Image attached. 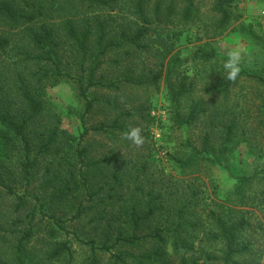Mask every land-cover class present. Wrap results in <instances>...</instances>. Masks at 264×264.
Here are the masks:
<instances>
[{"label":"rangeland","instance_id":"1","mask_svg":"<svg viewBox=\"0 0 264 264\" xmlns=\"http://www.w3.org/2000/svg\"><path fill=\"white\" fill-rule=\"evenodd\" d=\"M158 1L161 0H147L144 9L151 25L143 43L149 44L150 51L138 52L128 44L110 50L101 58L98 73L106 79H119L127 67L135 76L157 73L160 59L156 51L172 47L156 84H120L118 89L92 87L88 98L97 101L88 113L71 82L60 81L46 87L43 114L31 126L32 133H37L31 135L35 144L31 156L39 149L37 142L42 132L57 126L64 134L48 154L38 156L28 186L19 172L22 160L19 141L4 138L5 144L0 145V152L4 149L0 161L3 184H0V211L6 212L4 221L8 224L17 218L22 221L16 227L7 226L6 230L32 228L29 248L33 254L37 251L32 258L39 264L68 261L70 264H180L184 253L190 259L198 258L200 249L222 256L223 244L208 230L205 235L203 229L212 228L213 219L228 220V217L233 221L244 218L257 229L255 233L245 231L242 238L254 237L249 241L250 249L256 253L259 250L260 264L264 263V196L259 194L264 185L255 183L245 188L241 205L235 203L233 196L238 176L264 170V129L259 120L264 88L254 80L244 79L236 87H230L226 98L209 92L217 73L227 75L223 64L231 50L241 52L243 69L264 78V0H233L229 7L231 21L219 34L214 30L218 15L212 10L213 0H190L188 17L184 14L187 1L164 0L157 15L154 7ZM170 2L174 11L167 17ZM88 4L84 3V9L103 20L107 38H118L122 26H130L127 31L131 32L141 25L130 24L140 21L125 0L100 7ZM209 49H214L218 58L204 62L200 50ZM165 75L170 76L175 86L182 80L190 91L179 101L184 113L193 99L201 98L208 115L178 127L173 121ZM232 119L237 125L231 139L226 141V126ZM132 127L141 129L144 143L140 146L125 137ZM206 134L225 166L202 164L182 171L175 159L188 153L189 143L201 150ZM77 145L84 150L82 162H77L73 150ZM46 167H50V172H45ZM69 169L76 172L69 184L71 189L61 199L52 198L66 183ZM56 174L58 177L54 179ZM47 179H53V183L44 188ZM7 186L16 195L24 196L25 205L18 213L13 212L17 200L7 192ZM79 207L87 210L74 218ZM150 210L154 213L140 220L138 228L133 230V217ZM177 223L180 226L175 237L171 230ZM50 228L56 230L55 236L49 235ZM0 231L3 232L1 227ZM132 233L139 237L136 243L116 242L119 235ZM108 234L110 240L106 242ZM155 234L165 241V257L159 256L163 249ZM191 239H196L194 251L173 246L175 242L180 246L181 241ZM56 241L68 244L70 257L65 252L57 259L46 260L45 252ZM104 244L110 249L105 250ZM2 247H9V243L4 242ZM236 259L248 261L249 256ZM198 264L219 262L209 263L199 258Z\"/></svg>","mask_w":264,"mask_h":264},{"label":"trees","instance_id":"2","mask_svg":"<svg viewBox=\"0 0 264 264\" xmlns=\"http://www.w3.org/2000/svg\"><path fill=\"white\" fill-rule=\"evenodd\" d=\"M185 1L188 2V6L184 14L188 17L190 15L189 6L192 5V2L190 3V0ZM85 2H89L88 6L96 4L97 7H100L116 4L118 0H0V145L5 144L2 143L4 138L19 141V150L22 154V160L19 162V172L26 186L30 184L32 170L37 166L38 156L48 154L51 146L64 134V131L59 130L57 126H52L46 132H42L37 142L39 149L33 157L31 156L35 146L31 135L37 134L32 133L31 126L33 121L39 119L43 114L45 106L43 96L46 87L54 86L60 81L71 82L76 86L77 96L84 101L85 112L88 113L94 102L97 101L88 98L87 93L90 88L118 89L120 84L136 86L156 84L162 77L164 60L170 56L173 50L172 47L166 46L168 49L156 51L157 59H160V69L157 73L153 74L149 71L150 73H147V76L145 74L135 76L131 68L127 67L119 76V79H106L104 75H98L101 58L105 57L110 50H117L128 44L138 52L150 51L149 44L143 43V41L149 32L151 21L144 13L147 0H125V2L130 3L135 18L140 21V23L131 22L130 24L141 25L131 32L127 31L130 26H122L118 38H107L103 20L85 10L83 6ZM163 2L164 0H161L155 4V14H160ZM232 2L233 0H213L212 10L218 15L214 30L218 34L231 21L229 7ZM173 11L174 5L170 2L166 8L167 17ZM250 34L255 37L253 33ZM163 47L165 48V46ZM200 51L202 52L201 59L204 62L218 58V53L214 49ZM244 79L254 80L260 87L264 88V78L262 76L249 73L242 68L235 81L227 79V75L217 73L215 82L209 91L210 95L218 93L226 98L230 87H236ZM165 83L173 107V121L178 127L182 128L193 124L201 116L206 117L208 115L207 109L204 108L205 101L201 98L199 101L193 99L188 111L184 113L183 108L179 107V101L180 98L190 92L185 83L181 80V83L175 86L169 75H165ZM259 120L264 129V106ZM236 125L235 119L227 124L226 141L231 139ZM209 137L206 134L203 138L201 150L189 143L188 153L175 159L176 164L182 171L202 164L225 166L223 159L216 154V150L210 144ZM59 144L60 142L57 146ZM56 148L57 153H59L61 147ZM3 150L0 152V161L1 155L4 154ZM73 150L78 158L77 162H82L84 150L79 149L78 145ZM45 172H50V167H46ZM68 176L66 183L57 189V193L52 198L61 199L65 192L71 189L69 184L75 179L76 172L69 169ZM54 177L56 179L58 175L56 174ZM52 180L47 179L44 188L50 187L53 183ZM235 181L233 196L236 198L235 203L241 205L243 204L245 188L255 183L264 185V170L258 169L250 175H240ZM7 189L8 193L15 195L17 203L13 212L18 213L25 205L24 196L16 195L8 186ZM259 194H261V197L264 196V189ZM86 210L85 207H79L74 218H78ZM153 213L154 211L150 210L140 217H133V230L138 228L140 220L149 218ZM6 216L5 211H0V227L3 229V232L0 231V264H39L32 258L36 256L37 251H34L33 254L31 248H29V241L33 234L32 228L29 226L27 229L6 230L7 226L16 227L22 224L19 218L14 219L12 224H8L4 221ZM30 216L32 221L33 215ZM51 218L56 219V217ZM210 224H212V228L203 229V233L208 230L215 240H219L223 244V255H212L200 249L198 258L190 259L184 253L181 256L180 264H198L199 258H205L209 263L219 262V264H260L262 260L261 252L257 250L258 253H256L250 249L249 241L254 237L242 238L245 231L257 232V229L251 227L246 219L240 218L233 221L231 217H228V220L217 218L216 221L211 220ZM178 226H180V223H177L175 229L171 230L175 237L177 236L176 228ZM49 233L50 236L57 234L56 230L52 228L49 229ZM204 234L207 235L208 233ZM153 236L161 243L163 249V253H160L159 256L165 257L163 237L160 234ZM138 239L139 237L132 233L130 236L119 235L116 242L134 244ZM108 240H110V234H108L106 242ZM195 240L191 239L190 242L181 241L180 246H177L178 243L175 242L173 246L174 248L182 247L185 251H194L193 244ZM4 242L9 243V247H2ZM103 248L109 250L110 246L104 244ZM65 252L70 257L68 244L56 241L52 248L45 252V258L46 260L57 259ZM244 255L249 256L248 261L241 262L236 259V257ZM116 258L120 260L119 257L116 256ZM147 258L150 259L151 256H147ZM65 264H70V261Z\"/></svg>","mask_w":264,"mask_h":264},{"label":"clouds","instance_id":"3","mask_svg":"<svg viewBox=\"0 0 264 264\" xmlns=\"http://www.w3.org/2000/svg\"><path fill=\"white\" fill-rule=\"evenodd\" d=\"M228 58L223 64V70L227 74V79L235 81L242 71V54L239 50H231L227 54ZM125 137L136 146L144 143V137L139 127H132L126 133Z\"/></svg>","mask_w":264,"mask_h":264}]
</instances>
